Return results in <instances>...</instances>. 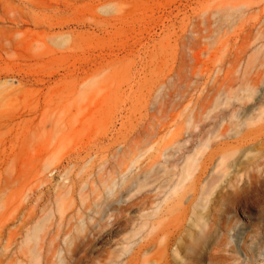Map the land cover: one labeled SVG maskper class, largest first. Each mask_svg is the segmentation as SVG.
<instances>
[{"label":"rangeland","instance_id":"rangeland-1","mask_svg":"<svg viewBox=\"0 0 264 264\" xmlns=\"http://www.w3.org/2000/svg\"><path fill=\"white\" fill-rule=\"evenodd\" d=\"M0 264H264V0H0Z\"/></svg>","mask_w":264,"mask_h":264}]
</instances>
